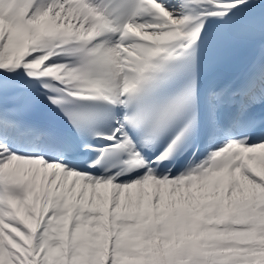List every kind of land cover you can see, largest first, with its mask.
<instances>
[{
    "label": "snow or ice",
    "instance_id": "6c2138e0",
    "mask_svg": "<svg viewBox=\"0 0 264 264\" xmlns=\"http://www.w3.org/2000/svg\"><path fill=\"white\" fill-rule=\"evenodd\" d=\"M0 264H264V0H0Z\"/></svg>",
    "mask_w": 264,
    "mask_h": 264
}]
</instances>
